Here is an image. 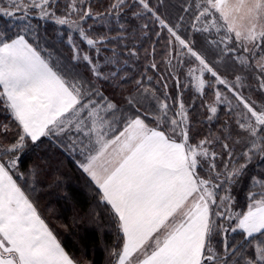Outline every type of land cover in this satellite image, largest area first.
I'll return each mask as SVG.
<instances>
[{
	"label": "snow or ice",
	"instance_id": "6c2138e0",
	"mask_svg": "<svg viewBox=\"0 0 264 264\" xmlns=\"http://www.w3.org/2000/svg\"><path fill=\"white\" fill-rule=\"evenodd\" d=\"M4 3L0 17L22 23L0 29V104L17 126L10 145L0 149L12 154L0 160V264H78L17 182L24 175L16 171L20 154L29 142L38 145L43 139L78 153L77 167L110 206L117 232L113 264H264V170L257 175L248 168L255 158L264 159V56L256 59L264 53V0H193L181 6L175 25L161 18L150 0L131 5L110 0L95 13L90 0H64L62 9L60 0ZM126 8L138 9L133 17L151 14L167 29L168 63L197 62L183 88L213 92V103L205 105L209 122L218 117V105L228 106L230 119L216 133L192 142L199 129H193L178 76H172L176 97L169 96L165 83L160 100L155 89L136 80V94L118 104L98 86L99 81L118 86L126 78L120 76L123 66L115 48L101 63L81 54L69 32L71 61L77 63H62L40 43L30 18L35 14L67 25L99 55L106 41L123 38L125 25L119 24V37H109L90 34L92 26L86 29L82 22L91 18L106 26L109 16L119 17ZM182 26L189 29L186 37L179 32ZM128 55L135 56V50ZM221 62L225 68L238 66L242 74L227 79L220 74ZM245 87L259 95V103L244 94ZM10 131V123L0 125V134ZM245 179L246 207L233 194Z\"/></svg>",
	"mask_w": 264,
	"mask_h": 264
},
{
	"label": "trees",
	"instance_id": "16d2710c",
	"mask_svg": "<svg viewBox=\"0 0 264 264\" xmlns=\"http://www.w3.org/2000/svg\"><path fill=\"white\" fill-rule=\"evenodd\" d=\"M109 2L110 0H90L94 13L104 11ZM132 3L133 0H127L128 5ZM150 3L154 10L158 9L157 14L161 18L175 25L179 21L181 6L191 5L193 0H150ZM4 5L7 6L4 0H0V6ZM63 7L64 0H60V8ZM133 11H138V9L126 8L124 14L119 17L109 16L106 26H101L91 18L82 22V26L86 29L90 25L92 26L89 30L90 34H106L109 37H119L118 26L119 24L125 25L126 30L122 34L123 38L106 41L105 45H102V52L99 55L80 39L76 30L69 29L67 25H56L51 20H41L35 14L31 15L30 18L41 38L40 43L51 51L55 58H59L62 63H77L71 61L73 51L72 46L67 42L69 32L81 54L87 52L93 58L99 59L101 63H103V58L110 56L111 50L115 48L123 66L120 76L126 78L119 81L118 86L115 81L108 83L99 81L98 86L105 95L111 97L118 104L123 105L125 103L124 98L129 96V93L136 94V80L142 81V87L155 89L160 100L164 99L165 83L168 85L169 96L176 97L179 90L172 76H178L183 90L185 107L189 109V115L192 117L193 129H199V135L195 136L192 142L195 143L196 140L203 138L209 134V131L216 133L220 125L225 120L230 119L228 106L226 104L218 105V117L209 122L205 105L213 103V92L206 88L205 92L200 94L191 87L183 88V85L189 82L186 75L188 69L193 66L195 61L179 67H177L175 59L168 63L166 57L170 34L167 29L162 28L151 14L144 12L142 18H139L132 16ZM58 14L62 13L58 11ZM187 18L186 15L185 19L187 20ZM20 23L22 22L16 17H0V29L5 31H9L7 25ZM145 24H147V28H142ZM10 31L14 32L15 28ZM187 31L189 29L184 26L179 30L180 34L185 37ZM144 32H147V35H144ZM156 33H160V35L157 36ZM195 40L197 47H200V34L195 35ZM129 49H134L136 55L129 56ZM153 49L155 50L154 55L150 54ZM210 58L215 59L214 57ZM152 63H156L158 67L152 69L150 67ZM218 67L220 74L229 80H233L236 75L242 74L238 71V66L235 69L225 68L221 62ZM170 68L173 70L171 74L169 73ZM80 70L83 71L82 64ZM148 77H151L150 81ZM205 78L209 79L210 77L206 76ZM245 83H251V80H246ZM219 90L225 92L223 86ZM242 91L245 95H251L259 103L260 97L257 93L250 92L247 87ZM152 103L154 105L155 102ZM168 103L171 104L172 101L169 100ZM232 103L233 108H235L236 101L233 100ZM148 122L150 126H154L153 121L149 120ZM5 123H10L12 131L7 134H0V149L10 145L17 134L16 124L11 122L9 113L0 104V125ZM75 154L71 155L69 150L56 147L47 139H43L38 145H32L29 142L26 150L20 154L18 169L16 170L19 173L24 172V179L20 180L21 186L31 198L41 218L44 219L60 241L62 247L78 264H113L110 253L116 246L117 232L110 215V206L101 202L98 188L77 167L76 159L78 160L79 154ZM10 155L12 154L0 152L2 160L8 159ZM30 165L36 167L29 171ZM248 168L250 174L258 175L261 170H264V159L255 158ZM20 178H17V181ZM247 190L248 180L245 179L242 184L234 188L233 193L244 207H246L244 196ZM235 238L240 239L241 237L236 235ZM249 254H251V249H249ZM78 256L83 259L79 260Z\"/></svg>",
	"mask_w": 264,
	"mask_h": 264
},
{
	"label": "rangeland",
	"instance_id": "374dc122",
	"mask_svg": "<svg viewBox=\"0 0 264 264\" xmlns=\"http://www.w3.org/2000/svg\"><path fill=\"white\" fill-rule=\"evenodd\" d=\"M5 6V5H4ZM5 18H8V17H5ZM261 56H264V53H262V54H260V55H257V57H256V59L259 61L260 59H261ZM197 66V62H195L194 64H193V66L192 67H196ZM196 75H199V72L197 71L196 72ZM9 145H6L4 148H7ZM71 153V155L72 154H74V153H72V152H70ZM78 154V153H77ZM77 154H75V155H77ZM77 158L78 159H81V157L78 155L77 156ZM76 159V158H75ZM0 160H2V157L0 156ZM5 160H7V159H5ZM76 161H77V159H76ZM19 163V162H18ZM74 164H76L75 163V161H74ZM23 174H24V172H22ZM22 179H24V175L20 178V179H18V183L21 185V181L20 180H22ZM79 258V260H82L83 258H81L80 256H78Z\"/></svg>",
	"mask_w": 264,
	"mask_h": 264
},
{
	"label": "crops",
	"instance_id": "0c3cea01",
	"mask_svg": "<svg viewBox=\"0 0 264 264\" xmlns=\"http://www.w3.org/2000/svg\"><path fill=\"white\" fill-rule=\"evenodd\" d=\"M62 246V245H61Z\"/></svg>",
	"mask_w": 264,
	"mask_h": 264
}]
</instances>
